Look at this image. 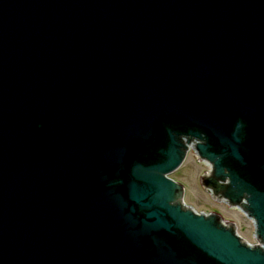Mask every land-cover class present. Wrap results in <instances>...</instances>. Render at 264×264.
Masks as SVG:
<instances>
[{
	"label": "water",
	"instance_id": "obj_1",
	"mask_svg": "<svg viewBox=\"0 0 264 264\" xmlns=\"http://www.w3.org/2000/svg\"><path fill=\"white\" fill-rule=\"evenodd\" d=\"M172 131L264 237V0H0V264H264L170 203Z\"/></svg>",
	"mask_w": 264,
	"mask_h": 264
},
{
	"label": "rangeland",
	"instance_id": "obj_2",
	"mask_svg": "<svg viewBox=\"0 0 264 264\" xmlns=\"http://www.w3.org/2000/svg\"><path fill=\"white\" fill-rule=\"evenodd\" d=\"M208 167L196 157L193 151L187 154V159L171 176L184 186V203L197 211H213L221 215L224 221L236 224L240 235L250 241L256 240L253 234L252 221L239 210L232 209L220 200L212 197L201 182Z\"/></svg>",
	"mask_w": 264,
	"mask_h": 264
},
{
	"label": "bare ground",
	"instance_id": "obj_3",
	"mask_svg": "<svg viewBox=\"0 0 264 264\" xmlns=\"http://www.w3.org/2000/svg\"><path fill=\"white\" fill-rule=\"evenodd\" d=\"M139 172H142V175L146 174L147 172L145 171V168H141L139 167L138 169L136 168L135 169V173H139ZM240 207V206H238ZM234 210V208H232ZM253 224V223H252Z\"/></svg>",
	"mask_w": 264,
	"mask_h": 264
}]
</instances>
